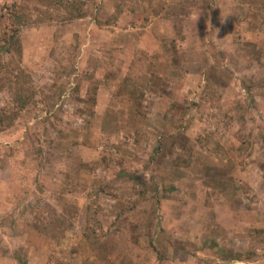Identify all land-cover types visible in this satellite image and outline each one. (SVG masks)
<instances>
[{
  "label": "rangeland",
  "instance_id": "obj_1",
  "mask_svg": "<svg viewBox=\"0 0 264 264\" xmlns=\"http://www.w3.org/2000/svg\"><path fill=\"white\" fill-rule=\"evenodd\" d=\"M83 1L22 32L44 103L0 133V264H264V0Z\"/></svg>",
  "mask_w": 264,
  "mask_h": 264
},
{
  "label": "trees",
  "instance_id": "obj_2",
  "mask_svg": "<svg viewBox=\"0 0 264 264\" xmlns=\"http://www.w3.org/2000/svg\"><path fill=\"white\" fill-rule=\"evenodd\" d=\"M122 5L119 6L117 13L110 18L108 25L117 23L120 15L123 13L124 5ZM176 5L178 4H173V6ZM189 5L188 0H184L177 7L187 9ZM87 9L88 5L83 0H42V4L39 7L32 6L30 0H16L2 8L0 11V94L8 91L11 96L12 105L0 109V133L12 129L26 109L31 107L38 108V106L44 103L34 85L32 75L23 67V30L39 28L46 24L65 23L67 21L84 19L88 16ZM170 68H175V66ZM167 74L172 73L167 71ZM212 89L213 85L208 83L204 92L205 97L211 94ZM89 102L94 105L97 104V90H95L94 97H91ZM181 102L186 104L184 101ZM191 107L197 106L194 104ZM91 135H93V132H91ZM162 151L163 148L159 145L154 156V161H156L155 157L161 155ZM163 160L172 168L186 161L181 156L175 157L172 160L165 157ZM120 175H123V173ZM126 176L138 180L140 185H145L141 183L138 174L126 173ZM17 261L20 264L28 263L23 258H18Z\"/></svg>",
  "mask_w": 264,
  "mask_h": 264
}]
</instances>
